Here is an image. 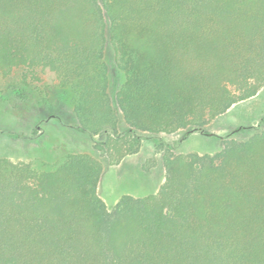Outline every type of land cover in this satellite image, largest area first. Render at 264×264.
<instances>
[{"label":"trees","instance_id":"obj_1","mask_svg":"<svg viewBox=\"0 0 264 264\" xmlns=\"http://www.w3.org/2000/svg\"><path fill=\"white\" fill-rule=\"evenodd\" d=\"M124 79L108 92L106 45ZM68 88L117 159L141 133L207 124L264 86V0H0V74ZM162 153L156 193L98 194L102 164L0 158V264H264V130ZM115 155V156H113Z\"/></svg>","mask_w":264,"mask_h":264},{"label":"rangeland","instance_id":"obj_2","mask_svg":"<svg viewBox=\"0 0 264 264\" xmlns=\"http://www.w3.org/2000/svg\"><path fill=\"white\" fill-rule=\"evenodd\" d=\"M103 59L108 68V92L114 98L124 76L110 44ZM206 130L213 135L186 130L141 133L137 152L112 158L94 147L104 140L103 135L91 136L80 128L70 89L46 81L23 83L17 72L0 74V158L54 168L68 154L88 153L102 164L98 194L109 209L124 194L142 197L157 192L164 178L165 149L174 154H212L222 149L225 138L246 140L256 130H264V86L212 119Z\"/></svg>","mask_w":264,"mask_h":264}]
</instances>
